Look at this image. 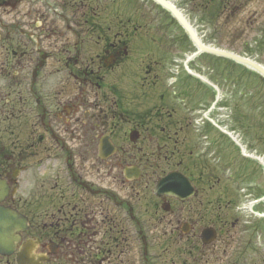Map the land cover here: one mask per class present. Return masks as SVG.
Here are the masks:
<instances>
[{
    "label": "rangeland",
    "instance_id": "rangeland-1",
    "mask_svg": "<svg viewBox=\"0 0 264 264\" xmlns=\"http://www.w3.org/2000/svg\"><path fill=\"white\" fill-rule=\"evenodd\" d=\"M1 1L4 2L9 0ZM78 1L79 0H23L20 3L21 8L16 7L15 11L21 18V21L24 20L30 29L36 30L38 29V26L42 25V23H44L45 26L51 25V19L47 18V16H50L47 15L48 12L44 10V7L49 5L62 8L64 15H73L75 17L74 19L79 22L80 13L77 11L73 12L71 10H67L71 8L73 4H78ZM115 1H117V6H125L127 0ZM174 1L184 10V13L189 16L192 25L196 28L199 36L205 43L211 44L212 46L220 49L234 52L241 56L253 58L264 66V0ZM133 4L136 9L131 10L129 14L133 17L132 13L134 12L136 21L143 19L145 23L152 28L160 24H167L170 21L169 18L162 12V9L156 6L151 0H133ZM98 5H102L103 7L112 5V0H99ZM10 12L13 11L9 8L2 9V7H0V17L2 15L8 18L7 16L10 15ZM25 13H32V16H27ZM62 18H65V16H62ZM4 21L6 23H12L14 18L9 17L8 20L4 19ZM57 24L61 28L60 31H57V26H55L52 30H48L47 28L43 29L47 38L49 50L61 47L65 41V36L62 33L64 25L61 22H57ZM167 26L168 24L166 25L163 35L167 37L165 42H167L166 45H168L167 47H164V49L166 54H169L167 56L160 54L159 58L157 56V51L152 52L151 54H153L152 56H155V60L160 59L159 72L161 73L166 71V76H170V69L172 65L175 66V64L170 61L172 60V57H179L184 60L185 57L190 55L193 48L190 47L187 50L185 46H182V44L180 45L183 41V32H181L177 26L173 24L170 25V28H167ZM66 34L67 38L72 39L70 33L66 31ZM88 36L89 35H85L84 37ZM185 42L189 46L187 40H185ZM135 48L136 46L134 49ZM137 50L138 49L135 50L134 55L137 53ZM96 53H99V47ZM141 59L135 55L134 60H136V63L132 64V66L135 65L136 71H141V68H139L142 66V62H140ZM220 61L222 62L219 63L218 60L213 57L201 56L189 65L191 67L190 69L196 70L204 78L211 79L213 77L214 79H219L218 84L222 92L220 102L222 101L223 103H226L225 105H228V107H222L221 105L215 106V91L213 89L209 90V88H201L200 86L197 87L195 92L192 91L191 95L188 97H183L185 100L182 99V103L180 105L176 102L173 105L170 103V105L173 108L176 107L175 109L178 111L177 118L179 120L183 119L186 123L187 120H189L188 123L192 122L191 127L187 129V132H190L192 127L194 129L193 138L191 142H188L190 143L188 146V153L189 151H193V156L196 160H200L201 165L204 164L214 170V182L219 180L218 187H216L213 194L209 193V197L211 198L213 196V199H216L222 196L225 200H228V198L232 196V201L235 203L232 204L230 208L229 213H232L233 205L235 206L247 202L248 198H245L243 190L246 189L248 191V195L251 194L254 196L256 195V192L252 190L253 183H258L256 176H254L251 180L248 176H240L241 173L236 171L239 170V166H242L243 168L241 171L244 172V174L245 172L250 173L254 166L250 160L244 159L241 155L239 156L237 149L234 148L226 139L221 140L222 138H219V135H217L215 130L213 131L211 129L209 131V135H206L204 128L208 125V123L200 126L196 124V122H199V119H201L204 114H209L210 117L214 119L222 128L228 127L231 130H235L236 133L241 134L243 138L242 142L245 146H248L251 153L257 152L264 155V115L262 114L264 107V83H260L259 79L255 78L251 74H248L249 72L247 71L246 73H243L241 67H233L232 64L227 63L224 59H221ZM224 65H226L228 70H230L228 77H226L228 72L224 69ZM22 66L25 72H29L28 78L31 79L33 66L28 67L29 63L26 61L22 62ZM13 70L14 69H12V71ZM120 71L121 69L112 74L111 78H109V85L119 83V85H121L120 91L122 95L127 98V102H130L132 99L136 98V94L132 93L135 87L133 85L130 86L128 81L125 83L122 80L125 71L124 73H120ZM179 71L181 72L180 77L185 75L186 70L184 69L183 64L180 66ZM25 72L23 75L26 74ZM50 81L51 82L48 86L42 87L44 97L49 95V97L52 98L53 94L58 92L57 85H59L61 92L66 99L80 97V99L86 100L90 98L89 96L84 97V94L82 97L79 93V89L73 81H71V84L63 83V79H61V82L56 78H54V83H52V79ZM192 85L194 86L193 82ZM105 91L106 90H104V92ZM177 91L180 92L179 88ZM109 97L113 100L110 94ZM2 100L3 98L0 94V105ZM50 101L52 102V100ZM152 102L153 104L156 103L155 101ZM214 106L215 110L213 109ZM218 109L223 110L220 111ZM104 123L103 130L109 131L110 121ZM127 124L122 126L116 125L120 131V140L118 143L124 148V153H137V147H142L143 153L149 155L154 154L150 156V159L158 157L159 162H161L158 166L159 169L155 170V175L165 169L164 155H161L160 157L155 154L157 153L156 142L151 141V137H141L140 141L137 142L136 145L131 143L129 141L128 132L130 126L132 127V124ZM4 127L7 129L5 135L7 141L10 142L13 140L11 132H13L20 139H26L24 137V132L19 133L17 125L9 128L7 124H2L1 128ZM195 129H197V131ZM184 134H186V129ZM205 136L210 137L212 142H207ZM212 139H216L217 141ZM218 143L221 144L220 147H218ZM182 146L183 142H179L177 148L183 149ZM79 147L82 148L81 146H78L76 142H72L73 149ZM96 159L97 148L94 147L89 159H87L90 160V162H86L84 166L82 163L80 165L85 176L89 177L91 181L96 182L99 187H102V189H116L122 197H128V195H125L123 191L127 190L126 192L129 194L130 190L128 187L132 186L127 183L123 185L121 181V179H123L122 172L120 169H115V163L117 160L121 159L122 161H125V157H111L106 164L100 163L93 165V161ZM27 162L32 163L33 161L29 159ZM229 167L232 168L228 170ZM47 170L50 174L49 168ZM63 172L65 171L61 166L60 173L63 174ZM228 172H230V174ZM146 174L147 183H149L150 180L157 179H155V175L153 176V171L151 170L147 169ZM47 175L48 174L44 175L43 172L42 176V173L39 170L31 168L27 173L23 174V178L21 180L23 185L21 186L19 194L25 198H31L32 196L41 194V184L33 185V183L37 179H43V177L47 179ZM263 182L264 179H262L261 184ZM261 184L258 183V189L263 188ZM139 187L141 190L136 186L134 187L133 196L130 197V200L133 205L139 209L137 210L139 212L137 219H140L144 225L141 229L144 230V234L146 235L147 248L151 259L150 263L172 264L171 262L175 259L174 264H179V261L176 258L178 255L177 252L181 254L184 250L183 243L186 239L179 241L175 238V234L170 237V233L177 228L178 220L181 221L188 217L189 209H196V206L194 203L182 206V204L177 203L176 201H170L173 212H168L163 217H160V215L163 214L158 213V211L155 213L151 206L144 208L143 199L149 196L144 195V192L142 191L143 184H140ZM150 194V201L157 204L153 198L152 191H150ZM36 197L39 196L37 195ZM180 208L183 210H180ZM148 209L149 211L147 212ZM231 221L233 222L234 220L232 219ZM257 221L258 220L246 218V220L244 219L239 227L232 230L227 237L225 235H221V240L215 245L214 249L210 251L212 254H210V258L207 259L209 261L208 264H227L231 260H235L240 244L243 245L245 252V264H264V223L262 224L263 229H261L260 226L256 229ZM134 234L135 235L131 241L133 249L132 260L135 264H144L141 254L143 242L135 231ZM189 239V243H193V238ZM224 250L226 253L223 252ZM56 264L58 263L56 262Z\"/></svg>",
    "mask_w": 264,
    "mask_h": 264
},
{
    "label": "flooded vegetation",
    "instance_id": "flooded-vegetation-1",
    "mask_svg": "<svg viewBox=\"0 0 264 264\" xmlns=\"http://www.w3.org/2000/svg\"><path fill=\"white\" fill-rule=\"evenodd\" d=\"M37 53L40 52V49H38V46L41 45L40 38H37ZM26 54V56H29V53L25 50L22 52V55L19 59H23L22 57ZM110 56L112 58H117L119 56L118 50L114 49ZM71 57H70V49H68V56L64 60V65L66 68L70 67ZM21 63V62H20ZM41 65L37 62L35 71L33 72L36 74L35 78H33L32 82L35 81L34 85H37L38 81L40 85H45V83H48L52 71H44L43 75L41 76V79H39V69ZM68 74L70 75V70L68 69ZM20 84L18 86L19 90H16V96L12 97V93H7L4 97V103L2 108L6 110V112L10 111L8 115H6V119H9L10 117H13L16 119V121L22 123L24 121L30 122V120L23 116L22 110L26 107L28 104L29 97L35 99V107H33V112L35 113L34 117V123H33V131L31 136L34 137V141L42 142L44 140V136L39 132V129H43L47 133H51V136H54V128L57 129V131H63L65 132L67 129V125H70L69 123V115L70 113L63 108V110L57 111V114L55 115L53 106L51 103L49 104V108H45L42 106L41 108V114L39 113V106L42 104L39 95L38 90L34 86L30 88L29 93L24 92L25 85L23 84L22 79H20ZM17 88V89H18ZM66 108H70L68 103L65 105ZM62 112V115H61ZM67 115V116H65ZM40 117V119H39ZM39 120V121H38ZM59 139V138H58ZM0 144H2V141L0 140ZM5 151V147L0 148V153H3ZM69 152V149H67ZM6 153V152H5ZM44 153H50L49 150H45ZM68 159L70 158V153H66ZM1 156V155H0ZM69 171L71 172V177L73 178V181H80L82 177L80 175H76L75 169L73 165L68 164ZM9 165H0V176L8 177V180L10 182H15V178L13 177L16 173L19 172V170H14L11 172L9 176ZM56 186L58 185V182L54 183ZM66 192H69L68 189L64 187V189H60L57 195L55 197L51 195L49 192L47 195V205H49V208L47 210H41V205H38V202L32 204V208L28 209V204L25 202L23 204V207H20L21 199L16 201V196L10 195V197L6 200L5 204L12 206L13 208H16L20 210L29 220L30 223V229L29 231L24 234L22 243L18 246V252L21 249L22 244L26 243L30 240H38L39 241V248L38 250L40 253L45 254L47 253V256L50 258L48 260V264H51L53 262L54 256H50V254L56 252V254H59L60 250L63 248V256L65 260H70V253L74 249H78V251H81V242L84 244H87L90 242L92 236L88 235V230L93 228L94 234L93 236L97 235V231L95 230L94 223L97 221V214H90L87 209V201L84 197L78 196L75 194H72L73 198H77L80 203L84 205V208L79 207L78 204L72 205L71 197H67ZM25 207V208H24ZM100 216H103V211H99ZM45 216L47 218V222H49L47 225L44 223ZM101 222H97V225L99 226ZM78 227L77 235H79L80 242L77 244H74V240L72 239L74 235V228ZM56 244V246L54 244ZM52 258V259H51ZM0 264H17L15 257H2L0 256Z\"/></svg>",
    "mask_w": 264,
    "mask_h": 264
},
{
    "label": "water",
    "instance_id": "water-1",
    "mask_svg": "<svg viewBox=\"0 0 264 264\" xmlns=\"http://www.w3.org/2000/svg\"><path fill=\"white\" fill-rule=\"evenodd\" d=\"M160 4L164 5L166 8L170 9L171 12L177 16V18L184 24V26L187 28L189 34L191 35L193 41L198 45L201 51H207L216 55L224 56L230 59H233L237 62L244 63L247 65H251L257 70H259L263 75H264V70L261 69L259 66L241 59L235 55H232L230 53H226L223 51H218L214 49H209L204 47L196 38L195 34L190 30V28L185 24L183 19L179 16V14L169 5H167L164 1L162 0H157ZM187 184L184 179L181 177L177 176L176 174L169 176L167 179H165L162 184L160 185V191L161 193H174L176 195H186L187 194ZM11 217L7 213L6 210L0 209V248L1 247H6L8 239L12 236L13 233V228L11 227ZM10 220V221H9Z\"/></svg>",
    "mask_w": 264,
    "mask_h": 264
}]
</instances>
